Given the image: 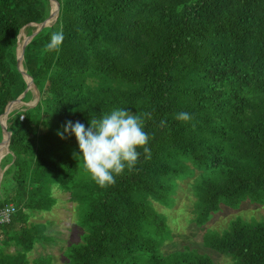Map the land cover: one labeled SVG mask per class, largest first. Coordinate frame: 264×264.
Masks as SVG:
<instances>
[{"label": "trees", "instance_id": "trees-1", "mask_svg": "<svg viewBox=\"0 0 264 264\" xmlns=\"http://www.w3.org/2000/svg\"><path fill=\"white\" fill-rule=\"evenodd\" d=\"M55 1L56 20L23 53L38 101L6 120L0 208L16 211L0 224V264H53L50 254H28L49 239L31 218L53 207L54 185L79 199L82 212L84 232L66 248L67 264H217L193 247L162 253L169 230L152 200L169 201L188 160L216 172L194 187L196 224L221 205L264 204V0ZM50 10V0H0V116L18 97L33 98L16 62L17 36ZM56 31L64 40L50 51ZM113 108L143 118L150 156L140 150L131 170L100 187L76 158L75 137L62 140L57 131ZM180 112L191 119L177 120ZM204 246L231 264H264V218L236 217L220 232L208 230Z\"/></svg>", "mask_w": 264, "mask_h": 264}, {"label": "rangeland", "instance_id": "rangeland-1", "mask_svg": "<svg viewBox=\"0 0 264 264\" xmlns=\"http://www.w3.org/2000/svg\"><path fill=\"white\" fill-rule=\"evenodd\" d=\"M33 31L36 25L26 27V37L29 28ZM32 31V30H31ZM25 40V39H24ZM19 48V47H18ZM33 98L28 102H16L13 110H22L31 107L37 99L34 88L31 89ZM11 110V111H13ZM80 170H82L80 168ZM2 171L0 164V172ZM178 174L175 175V186L170 193L169 201L165 203L152 200L153 207L166 217L168 233L160 250L162 253L172 252L186 247L197 248L200 252L208 253L217 264H231V258L216 252L209 251L204 246V235L208 230L220 232L227 227L230 220L241 217L245 220H260L264 218V204H253L245 201L237 209L221 205V209L212 214L211 218L202 225L195 223L197 212L195 201L197 199L194 191L197 182L203 178L214 177L216 172L211 169H199L191 161H181ZM88 176V175H87ZM55 204L49 211H35L31 221L35 224H45V234L49 236L42 242L35 244L33 250L28 254L30 259L42 254H50L53 264H67L66 248L73 243L80 242L84 228L79 225L82 212L77 208V201L71 199L67 190L52 186ZM11 251L12 249H7Z\"/></svg>", "mask_w": 264, "mask_h": 264}, {"label": "clouds", "instance_id": "clouds-1", "mask_svg": "<svg viewBox=\"0 0 264 264\" xmlns=\"http://www.w3.org/2000/svg\"><path fill=\"white\" fill-rule=\"evenodd\" d=\"M64 40L62 31L53 32L46 45L48 50H58ZM176 119L189 121L187 112L176 114ZM166 122L161 121V125ZM60 139L75 137L78 145L76 158L82 159L84 170L100 187L115 183V177L126 169L131 170L138 162L141 151L150 156L149 134L145 131L143 118L127 108H113L89 125L80 121L66 120L62 130L57 131Z\"/></svg>", "mask_w": 264, "mask_h": 264}, {"label": "water", "instance_id": "water-1", "mask_svg": "<svg viewBox=\"0 0 264 264\" xmlns=\"http://www.w3.org/2000/svg\"><path fill=\"white\" fill-rule=\"evenodd\" d=\"M50 4H51V10H50V13H49V16L47 17V19H45L44 21L40 22V23H29L27 25H36V29L31 33L30 36H27V38L24 40L23 42V45L20 49V51L18 50V41H19V34H18V39H17V46H16V62H17V65H18V69L19 71L21 72L23 78L25 79L26 83H27V88L28 89H32L34 88L36 93H37V99L35 100V102L33 103V105L38 101V98H39V91L37 90L36 86L33 84L32 80L27 76V74L25 73V69L23 67V53H24V49H25V46L28 44V42L30 41V39L33 37V35L41 28V27H44V26H47V25H51L52 23H54V21L56 20V17L58 15V10H59V5L58 3L55 1V0H50ZM54 6V14H55V18L54 20L51 22V17L53 15V11H52V8ZM27 25L23 26L20 31L26 27ZM20 33V32H19ZM16 102H22V100L20 99V97H18L17 99H15L9 106L8 108L4 111V113L2 114V116H0V126H1V133H2V139H1V143H0V147L3 145L2 143V140L3 138H5V136L8 134L7 136V148H8V145H9V137H10V133L7 131L6 129V120H7V117H8V112L9 110L11 109V107L16 103ZM32 105V106H33ZM8 152H9V148H8ZM6 168V167H5ZM2 169V171L0 172V182H1V178H2V174H3V171L5 170Z\"/></svg>", "mask_w": 264, "mask_h": 264}, {"label": "built area", "instance_id": "built-area-1", "mask_svg": "<svg viewBox=\"0 0 264 264\" xmlns=\"http://www.w3.org/2000/svg\"><path fill=\"white\" fill-rule=\"evenodd\" d=\"M16 211L13 204H7L0 208V224L8 223L12 214Z\"/></svg>", "mask_w": 264, "mask_h": 264}, {"label": "bare ground", "instance_id": "bare-ground-1", "mask_svg": "<svg viewBox=\"0 0 264 264\" xmlns=\"http://www.w3.org/2000/svg\"><path fill=\"white\" fill-rule=\"evenodd\" d=\"M52 9H54V6H53V8ZM54 17H55V14H54V11H53V15H52V17H51V21L54 19ZM27 31L25 30V31H23L20 35H19V38L24 34V33H26ZM26 38V35L24 36V37H22L19 41V43H18V50L20 51V49H21V47H22V45H23V42H24V39ZM13 108V106L11 107V109L9 110V112H11V110H13L12 109ZM8 112V113H9ZM7 136H8V134L5 136V143L3 142V140H2V143H3V145L0 147V163H1V159H2V157L8 152V148H7ZM5 147V148H4Z\"/></svg>", "mask_w": 264, "mask_h": 264}]
</instances>
